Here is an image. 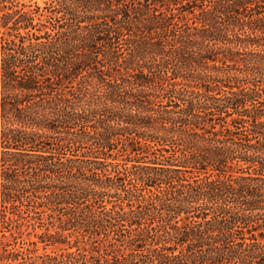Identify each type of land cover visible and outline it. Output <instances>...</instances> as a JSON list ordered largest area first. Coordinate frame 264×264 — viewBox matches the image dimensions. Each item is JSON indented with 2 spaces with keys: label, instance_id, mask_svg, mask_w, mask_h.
<instances>
[{
  "label": "trees",
  "instance_id": "16d2710c",
  "mask_svg": "<svg viewBox=\"0 0 264 264\" xmlns=\"http://www.w3.org/2000/svg\"><path fill=\"white\" fill-rule=\"evenodd\" d=\"M40 1L0 0V264H264V0Z\"/></svg>",
  "mask_w": 264,
  "mask_h": 264
},
{
  "label": "rangeland",
  "instance_id": "374dc122",
  "mask_svg": "<svg viewBox=\"0 0 264 264\" xmlns=\"http://www.w3.org/2000/svg\"><path fill=\"white\" fill-rule=\"evenodd\" d=\"M38 2H39L40 4H42V1L38 0ZM0 7H1V4H0ZM16 7H18V6H16ZM10 8H11V7H9V9H10ZM6 9H7V5L5 6V10H4V11H2V10L0 9V21H1V17H2V12L4 13L3 16H5V14H7ZM6 28H7V27H6ZM6 28L3 29V28L0 26V40L3 39L2 35H3V34L6 35V33H7ZM0 57H1V54H0ZM0 129H1V127H0ZM5 236L7 237V240L2 239V241H3L4 243L7 242V241L10 242V241H11V238H9V234H7V235H5ZM22 239H23L22 242H26V233L24 234V236H23ZM31 240H34V238H31Z\"/></svg>",
  "mask_w": 264,
  "mask_h": 264
}]
</instances>
